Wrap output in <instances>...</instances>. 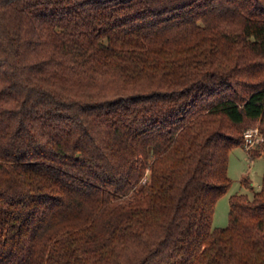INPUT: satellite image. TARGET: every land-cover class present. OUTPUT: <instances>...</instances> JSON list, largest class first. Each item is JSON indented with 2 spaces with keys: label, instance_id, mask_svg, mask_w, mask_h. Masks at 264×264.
<instances>
[{
  "label": "trees",
  "instance_id": "obj_1",
  "mask_svg": "<svg viewBox=\"0 0 264 264\" xmlns=\"http://www.w3.org/2000/svg\"><path fill=\"white\" fill-rule=\"evenodd\" d=\"M255 122L264 0H0V264H264Z\"/></svg>",
  "mask_w": 264,
  "mask_h": 264
},
{
  "label": "rangeland",
  "instance_id": "obj_2",
  "mask_svg": "<svg viewBox=\"0 0 264 264\" xmlns=\"http://www.w3.org/2000/svg\"><path fill=\"white\" fill-rule=\"evenodd\" d=\"M253 128L259 129L257 122L249 123L245 127V130ZM244 147L245 145L243 143V147H235L229 152L227 176L231 184L227 191L215 203L211 224L212 229L228 226L229 200L231 196L245 195L248 199H251L253 193L259 191L261 187L264 172V153L257 158L250 159ZM255 148L256 145L250 147V149ZM242 178L250 181L252 189L245 187L241 183Z\"/></svg>",
  "mask_w": 264,
  "mask_h": 264
},
{
  "label": "built area",
  "instance_id": "obj_3",
  "mask_svg": "<svg viewBox=\"0 0 264 264\" xmlns=\"http://www.w3.org/2000/svg\"><path fill=\"white\" fill-rule=\"evenodd\" d=\"M242 136L245 149H250V147H253L261 141V133L258 128L247 129L243 132Z\"/></svg>",
  "mask_w": 264,
  "mask_h": 264
}]
</instances>
